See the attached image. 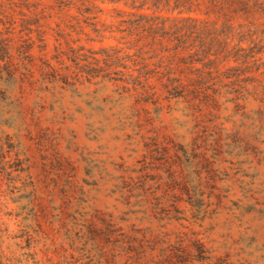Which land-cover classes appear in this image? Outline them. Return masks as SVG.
<instances>
[{
	"label": "rangeland",
	"instance_id": "rangeland-1",
	"mask_svg": "<svg viewBox=\"0 0 264 264\" xmlns=\"http://www.w3.org/2000/svg\"><path fill=\"white\" fill-rule=\"evenodd\" d=\"M54 25L0 35L13 45L0 52V264H264L252 123L124 97L77 69L73 88L54 84ZM92 40L71 46H119Z\"/></svg>",
	"mask_w": 264,
	"mask_h": 264
},
{
	"label": "trees",
	"instance_id": "trees-1",
	"mask_svg": "<svg viewBox=\"0 0 264 264\" xmlns=\"http://www.w3.org/2000/svg\"><path fill=\"white\" fill-rule=\"evenodd\" d=\"M107 2L121 8L103 10V0H0V35L15 36L17 28L30 34L33 26L43 35L53 21L54 84L73 88L77 69L88 84H121L124 97L184 104L199 115L232 109L253 125V156L263 154L257 145H264V0ZM92 38L119 46L72 47ZM12 48L9 41L0 52Z\"/></svg>",
	"mask_w": 264,
	"mask_h": 264
}]
</instances>
